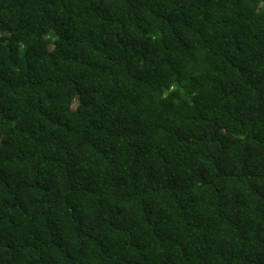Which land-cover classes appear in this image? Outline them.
Instances as JSON below:
<instances>
[{
    "label": "trees",
    "instance_id": "obj_1",
    "mask_svg": "<svg viewBox=\"0 0 264 264\" xmlns=\"http://www.w3.org/2000/svg\"><path fill=\"white\" fill-rule=\"evenodd\" d=\"M0 264H264V0H0Z\"/></svg>",
    "mask_w": 264,
    "mask_h": 264
}]
</instances>
